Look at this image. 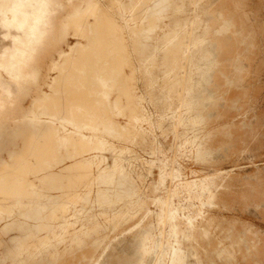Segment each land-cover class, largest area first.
<instances>
[{
    "label": "rangeland",
    "instance_id": "1",
    "mask_svg": "<svg viewBox=\"0 0 264 264\" xmlns=\"http://www.w3.org/2000/svg\"><path fill=\"white\" fill-rule=\"evenodd\" d=\"M0 264H264V0H0Z\"/></svg>",
    "mask_w": 264,
    "mask_h": 264
}]
</instances>
